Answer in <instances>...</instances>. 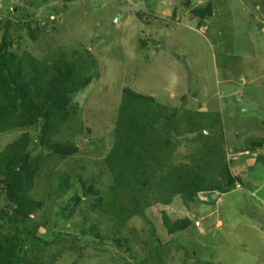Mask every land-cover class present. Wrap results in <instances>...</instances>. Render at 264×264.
I'll return each mask as SVG.
<instances>
[{"label": "rangeland", "instance_id": "obj_1", "mask_svg": "<svg viewBox=\"0 0 264 264\" xmlns=\"http://www.w3.org/2000/svg\"><path fill=\"white\" fill-rule=\"evenodd\" d=\"M5 41L0 103L19 109L0 120V264H264V0H0ZM66 65L90 81L63 101ZM125 88L162 105L140 122H168L114 179ZM179 168L203 200L167 187Z\"/></svg>", "mask_w": 264, "mask_h": 264}, {"label": "trees", "instance_id": "obj_2", "mask_svg": "<svg viewBox=\"0 0 264 264\" xmlns=\"http://www.w3.org/2000/svg\"><path fill=\"white\" fill-rule=\"evenodd\" d=\"M9 45L10 42L5 41L3 47V53L0 55V71L2 70L5 71L6 76L12 81V83L16 84L17 78L15 74L11 73V68L8 65V60H6L9 55L7 51L9 49ZM58 75L61 76L60 81H58V92H57L58 98H60L59 100H62L65 97V95L62 93L59 96V93L63 90L66 91V86L68 84H71L69 90L72 91L75 88L86 86L90 81V78L81 79L80 70H76V69L74 70L72 66H68V65L64 66L63 70L58 71ZM18 89L19 87L16 86L15 90L18 91ZM22 97L23 96L20 93L17 94V98H22ZM11 104L12 103H7V105L6 104L3 105V103H0L1 121L5 120V117H3L2 115L8 118L12 116V114H14V111L16 109L17 110L19 109V106L15 105L14 107H12L13 108L12 110L10 108ZM153 104L157 106V109L162 107V105H159L157 102H155V99L151 96L138 94L129 88L124 89V97L120 105L118 120L116 123L117 124L116 133H115L116 143L114 148L109 152V154L105 158L106 167L111 172V174L114 175V179L116 178V175L119 174V172L121 174L127 168H129L130 166L132 167L133 164L137 163V161L133 160L134 158H132V154L135 155V153L138 152L139 148L142 149L148 148L149 151H153L152 149L156 145L153 140L151 141L150 139L151 136L148 137L147 135L146 129L148 128V126L153 127V130H156V132L159 129H163L166 127V124L168 122L167 121L168 119L166 117L157 116L156 118L153 115L152 117L154 118H147L149 112L144 111V113L141 114L142 112L141 111L140 117L142 121L140 122L139 115L136 116V113L139 114V108L141 109L144 106L146 109L150 110ZM51 111L52 112H48L47 114H45L46 116L41 115V116H45L43 118L44 120L42 124V132H44L48 128V125L51 122L53 123L58 122L59 124H62L64 122V119L68 116V109L65 108L64 106L63 107L57 106L55 110L52 109ZM41 116L38 114L27 116V114H25V112L21 110L18 117L24 122L23 125H25V124H33V123L35 124L37 122V118ZM160 122H162L163 124L159 127ZM65 146L67 145L65 144ZM63 148H65L64 151L66 152L67 150L66 147H62V149ZM8 150L10 153H15V152L17 153L15 147L14 148L12 147L11 151L10 148ZM18 158L19 157L17 158L13 157V159L9 161V164L14 167L15 165L18 164ZM152 159L154 160V157H152ZM21 172L14 173L13 179L16 182L15 184L22 183V179L24 178L22 176L23 173ZM167 178H168L167 187L169 186L168 188L175 193L188 196V199H192V200L196 199L199 190H202L204 188L203 186L200 185V183H198L199 182L198 177H196L194 173H192V171L185 170L184 168H179L178 170L174 169L172 174L167 176ZM167 180H165V182H167ZM115 216L116 218L118 216V213L116 211H115ZM119 221H121L120 218ZM190 224H191V220L184 219L176 223L169 230V232L170 233L180 232L188 228ZM15 264H20L19 258L16 259Z\"/></svg>", "mask_w": 264, "mask_h": 264}, {"label": "built area", "instance_id": "obj_3", "mask_svg": "<svg viewBox=\"0 0 264 264\" xmlns=\"http://www.w3.org/2000/svg\"><path fill=\"white\" fill-rule=\"evenodd\" d=\"M201 194H202V192H198L197 193V198L201 201V200H203V199H201Z\"/></svg>", "mask_w": 264, "mask_h": 264}]
</instances>
